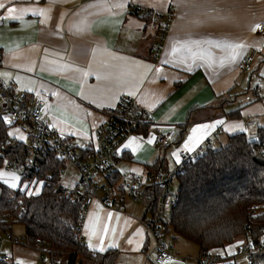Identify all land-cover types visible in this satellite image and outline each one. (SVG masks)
<instances>
[{
	"label": "crops",
	"instance_id": "crops-1",
	"mask_svg": "<svg viewBox=\"0 0 264 264\" xmlns=\"http://www.w3.org/2000/svg\"><path fill=\"white\" fill-rule=\"evenodd\" d=\"M0 3L5 5L0 8L4 53L0 81L13 91L44 97L48 123L71 139L77 151L95 146L105 110L115 107L121 96L135 97L151 113L152 122L141 126L147 127V134L138 129L121 144V173L143 176L160 159L171 170L208 140L212 148L225 146L240 133L256 140L264 126V37L257 33L264 21V0ZM8 7L16 11L9 14ZM131 7L160 14L173 9L165 36V17L147 18ZM238 44L244 46L233 47ZM253 49L260 55L253 71L245 72L241 61ZM171 131L177 136L168 145L154 146L157 134ZM8 133L29 142L18 128ZM189 137L195 138L191 151L184 147ZM0 172L15 173L3 167ZM67 175L66 186H76L77 171L69 167ZM23 185L20 182L22 190ZM148 217L144 203L117 194L109 205L94 202L83 220L81 236L87 246L91 241L97 249L102 241L105 251L89 248L93 252L117 251L116 264H155L154 241L141 224ZM163 238L175 246L167 264H199L195 243L177 236L170 227ZM211 252L233 262L236 244Z\"/></svg>",
	"mask_w": 264,
	"mask_h": 264
},
{
	"label": "trees",
	"instance_id": "trees-1",
	"mask_svg": "<svg viewBox=\"0 0 264 264\" xmlns=\"http://www.w3.org/2000/svg\"><path fill=\"white\" fill-rule=\"evenodd\" d=\"M138 129L147 134V127ZM10 138L0 118V149ZM13 145L16 148L8 151ZM7 146L3 152L13 158L25 160L30 155L28 144L17 139ZM257 155L264 157V126L259 128L256 140L244 133L236 134L225 146L211 147L203 155L185 161L178 177L179 200L166 228L195 243L200 255L238 244L241 239L258 247L264 239V165L256 162ZM64 166V161L51 151L36 173L22 178L24 184L43 181L39 195L28 196L26 190L11 189L0 182V215L7 216L0 223V237L12 233L13 223H19L25 229V246L46 251L50 264H116L117 251L93 252L83 241L82 197L56 190ZM148 169L154 174L167 171L161 159ZM143 192L147 212L153 213L160 189ZM230 259L221 264H239ZM253 264H264V254L256 256Z\"/></svg>",
	"mask_w": 264,
	"mask_h": 264
},
{
	"label": "built area",
	"instance_id": "built-area-1",
	"mask_svg": "<svg viewBox=\"0 0 264 264\" xmlns=\"http://www.w3.org/2000/svg\"><path fill=\"white\" fill-rule=\"evenodd\" d=\"M135 12H141L145 17L166 18L163 26V37L171 23L174 11L170 9L166 14L156 13L150 9L141 7H131ZM257 33L264 37V21L257 27ZM260 55L258 49H253L241 61L242 70L245 72L253 71L254 64ZM153 57L156 59L158 53ZM4 66V53L0 50V68ZM47 101L39 95L30 96L25 92H18L9 89L0 81V118L4 120L8 129L18 128L22 130L30 141L28 150L30 155L25 160H19L3 152L7 145L13 144V138L1 145L0 162L1 167L7 168L17 173L21 179L36 173L41 162L55 151L59 160L64 161L65 166L60 173V179L56 185L58 192L71 196H81L83 209L80 214L81 226L86 217L88 209L95 201L109 205L113 202V197L117 194L123 196L127 194L134 202H142L146 205L144 190L148 188H159L160 192L156 200L153 213H148L149 217L141 220V224L148 231L154 241L152 251L155 264H167L174 255L172 249L174 245H168L163 238L166 225L168 223L167 211L172 210L178 200V193L171 192V185L174 180L182 173V164L185 161L194 159L204 154L211 148L210 141H206L194 153L185 155L182 163L174 170L152 173L146 172L143 176L135 173H121L119 163L122 160L120 146L125 139L135 134L139 126L149 125L152 116L135 97L130 95L121 96L116 106L105 110V120L101 130L97 134L95 146L83 151H77L73 142L66 136L61 135L52 127L46 119ZM10 118L11 123L6 122ZM176 137V132L171 131L167 134L159 133L155 136L154 146L164 147ZM11 147V146H10ZM10 147L8 148L10 150ZM7 149V150H8ZM72 167L78 173L76 186L70 188L63 185L68 168ZM7 216L0 215V223L5 222ZM19 243V240L12 233H7L4 240L0 242ZM264 254V239L258 247H253L246 242L236 245V252L233 261L243 264H253L258 255ZM8 255H1L0 262H11ZM199 264H221L223 256L209 252L197 258Z\"/></svg>",
	"mask_w": 264,
	"mask_h": 264
},
{
	"label": "rangeland",
	"instance_id": "rangeland-1",
	"mask_svg": "<svg viewBox=\"0 0 264 264\" xmlns=\"http://www.w3.org/2000/svg\"><path fill=\"white\" fill-rule=\"evenodd\" d=\"M30 142V141H29ZM28 142V143H29ZM159 158V157H157ZM120 168V165H119ZM176 167L171 168V170H174ZM68 176V175H67ZM1 182V181H0ZM37 183H29V189L32 190V188H38L40 189V181H35ZM63 185L66 186L67 180H63ZM24 183H22L23 185ZM179 190V180L176 178L172 184L171 192L173 194L178 193ZM27 191V190H26ZM141 203L142 202H138ZM171 210L167 211V218L170 216ZM12 234L16 239L19 240V243L13 244L11 242L3 241L0 242V253L1 255H8L12 258V262L18 263L22 262V264H50V259L48 256V253L46 251H39L37 252L36 249L27 248L25 246V229L22 224L19 223H13L12 226ZM7 232L2 233L0 240H4L6 238ZM240 242H245L244 240H239ZM238 242V243H240ZM237 245V244H236ZM193 256V255H192ZM196 258L195 256L192 257V259ZM239 264H243L242 261H239Z\"/></svg>",
	"mask_w": 264,
	"mask_h": 264
},
{
	"label": "snow or ice",
	"instance_id": "snow-or-ice-1",
	"mask_svg": "<svg viewBox=\"0 0 264 264\" xmlns=\"http://www.w3.org/2000/svg\"><path fill=\"white\" fill-rule=\"evenodd\" d=\"M4 7H5V5L3 3H0V8H4ZM7 11H8L9 14H11V13L15 12L16 9L13 8V7H8ZM257 27H259V25ZM243 46L244 45H242V44H238V45H234L233 47H243ZM57 95H58V93H57ZM6 122L7 123H11L10 118H6ZM217 123H221V121H217ZM199 127L207 129V128H210V127H214V125H200ZM235 127H241V126L240 125H235ZM194 131H196V130L194 129ZM9 135H12V133H9ZM21 138L23 139V137H21ZM135 139L136 138H133V141H135ZM194 139H195L194 137H189V143H186L184 145V147L187 150L191 151L193 149L194 144L192 142L194 141ZM149 142H151V141H149ZM131 143H132V141H130L129 145H126V147L131 146ZM179 162H180V158H179V156H177V163H179ZM0 180H3V182L6 185H8L10 188L17 189V188L20 187L21 177L19 175L15 174V173L0 172ZM35 183H37V182L34 181L33 184H35ZM39 184L42 187L43 186V181H40ZM28 189H29V185L28 184H24L23 185V190H27V195L28 196H32L34 194L35 195H39V193H40V189L39 188H35L34 190H28ZM88 246H89V248H91L93 250H98L99 252L105 251L104 247L102 246V241H101V246L98 249L95 248V246L91 243V241H89V245ZM18 264H22V262H18Z\"/></svg>",
	"mask_w": 264,
	"mask_h": 264
},
{
	"label": "water",
	"instance_id": "water-1",
	"mask_svg": "<svg viewBox=\"0 0 264 264\" xmlns=\"http://www.w3.org/2000/svg\"><path fill=\"white\" fill-rule=\"evenodd\" d=\"M15 148H16V145H13V146L10 147V149H15ZM8 151H9V149H8ZM255 160H256L257 163H259L261 165H264V157L263 156L257 155V157H256ZM38 161L41 162V163H43L44 162V159L39 158Z\"/></svg>",
	"mask_w": 264,
	"mask_h": 264
}]
</instances>
